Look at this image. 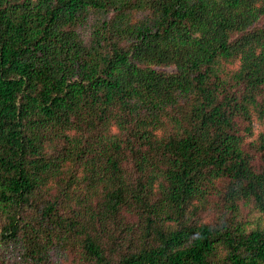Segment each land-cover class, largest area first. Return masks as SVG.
Here are the masks:
<instances>
[{
	"label": "trees",
	"instance_id": "trees-1",
	"mask_svg": "<svg viewBox=\"0 0 264 264\" xmlns=\"http://www.w3.org/2000/svg\"><path fill=\"white\" fill-rule=\"evenodd\" d=\"M61 252L264 264V0H0V264Z\"/></svg>",
	"mask_w": 264,
	"mask_h": 264
},
{
	"label": "rangeland",
	"instance_id": "rangeland-1",
	"mask_svg": "<svg viewBox=\"0 0 264 264\" xmlns=\"http://www.w3.org/2000/svg\"><path fill=\"white\" fill-rule=\"evenodd\" d=\"M242 124H240L241 126ZM260 129V126L256 123H252V135L256 133ZM251 134H248L246 136L245 140L248 141L252 137ZM245 147H247L245 145ZM257 215V212H255L249 205H240L239 206V214L238 217L242 219H247L248 221H251L254 219ZM250 225V224H248ZM78 257L72 253V252H61L52 259V263L50 264H80Z\"/></svg>",
	"mask_w": 264,
	"mask_h": 264
}]
</instances>
